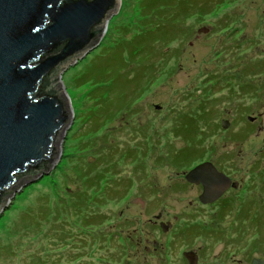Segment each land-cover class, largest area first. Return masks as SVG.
<instances>
[{
	"label": "rangeland",
	"instance_id": "rangeland-1",
	"mask_svg": "<svg viewBox=\"0 0 264 264\" xmlns=\"http://www.w3.org/2000/svg\"><path fill=\"white\" fill-rule=\"evenodd\" d=\"M142 1L120 0L99 45L60 72L70 124L58 139L54 166L0 208V264H139L138 258H158L150 223L160 212L156 191L163 194L174 181L179 167L171 161L181 159L177 153L190 141L194 156L200 154L195 158L223 142L213 150L221 148L239 168L253 169L257 159L264 166V0H206L204 13L193 11L183 23L185 35L160 47V54L139 52L124 55L120 66H98L107 49L150 28ZM111 65L119 66L122 77L146 68L137 84L141 90L128 89L134 97L129 101L137 99L125 104L129 109L121 103L124 84L101 87L99 71ZM83 74L90 81L79 86ZM223 121L228 129H221ZM180 127L190 133L178 132ZM141 162L140 179L135 167ZM124 176L140 180L126 193ZM139 236L150 239L148 252L138 246Z\"/></svg>",
	"mask_w": 264,
	"mask_h": 264
},
{
	"label": "water",
	"instance_id": "water-1",
	"mask_svg": "<svg viewBox=\"0 0 264 264\" xmlns=\"http://www.w3.org/2000/svg\"><path fill=\"white\" fill-rule=\"evenodd\" d=\"M119 3L0 0V208L54 166L58 139L71 119L60 72L99 45ZM210 171L198 167L188 180Z\"/></svg>",
	"mask_w": 264,
	"mask_h": 264
},
{
	"label": "flooded vegetation",
	"instance_id": "flooded-vegetation-1",
	"mask_svg": "<svg viewBox=\"0 0 264 264\" xmlns=\"http://www.w3.org/2000/svg\"><path fill=\"white\" fill-rule=\"evenodd\" d=\"M217 145L223 142L207 148L205 158L182 165L169 160L179 168L167 190L156 191L160 212L150 221L158 258H138L139 264H264V166L257 159L253 169L243 170L235 159L224 158L221 148L213 150ZM204 165L210 174L189 181V174ZM135 170L140 179L145 175L142 162ZM138 180L124 176V193ZM149 241L140 237L138 246L148 252Z\"/></svg>",
	"mask_w": 264,
	"mask_h": 264
},
{
	"label": "trees",
	"instance_id": "trees-1",
	"mask_svg": "<svg viewBox=\"0 0 264 264\" xmlns=\"http://www.w3.org/2000/svg\"><path fill=\"white\" fill-rule=\"evenodd\" d=\"M207 7L208 4L206 0H143L141 2L142 19H145V23H150V28H147V31L138 32L136 36H133L129 40L126 39L124 40V42L116 44L114 48L107 49V51L102 55V61L98 62V66H103L105 65V63L120 66L124 59V55L127 59H129L130 56H133L139 52H143L144 55L160 54V47H162L163 45L166 47V45L171 42V39L178 40L180 37H183L185 35L186 30L183 27V23L186 22V20H188L190 17H193V11L204 13ZM153 23L154 25H152ZM158 44L162 45L158 46ZM161 52L163 53V51ZM138 58L139 60L144 61L143 56ZM126 62L128 61L126 60ZM113 66L114 65H111L108 71L105 69L99 71L98 78L104 81L101 82V84H103V86L101 87H106L105 84L109 83V88L114 81L116 82L114 85L119 84V86H122L124 84V100H122L121 103L124 101V106L128 107L125 104L130 103L131 101L129 100L134 98L132 90L128 91V89L129 87H135L136 91L141 90V88L138 87L137 84L139 82V79L142 77V74L145 73H141V69L145 70L146 68H141L139 66L140 68H138L132 76L124 75V77H122V73L118 71L119 66ZM102 71L108 72L107 75L103 76ZM119 73L120 76L115 79L116 74ZM92 80L95 79L91 78V81ZM88 81L90 80L87 79L86 74H83V76H81L77 80L79 86L84 85ZM100 88L97 87L95 90H98ZM136 100L137 99H134L131 102L132 105L137 102ZM129 108L130 107H128V109ZM183 120L187 122L186 119ZM188 123L190 122L188 121ZM178 132L182 134L185 133V135L190 133L186 131L185 127H180L178 129ZM191 145L193 144L190 141L188 148H185L180 153H177L181 158L178 162L176 161L177 165L185 164L186 160L195 159L196 156H194L193 154V151H195V149H190L189 147Z\"/></svg>",
	"mask_w": 264,
	"mask_h": 264
}]
</instances>
